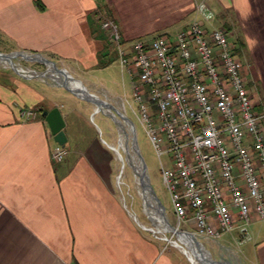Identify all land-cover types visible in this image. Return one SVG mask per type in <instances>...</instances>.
Here are the masks:
<instances>
[{
  "label": "crops",
  "instance_id": "0c3cea01",
  "mask_svg": "<svg viewBox=\"0 0 264 264\" xmlns=\"http://www.w3.org/2000/svg\"><path fill=\"white\" fill-rule=\"evenodd\" d=\"M199 2L215 14L205 29L225 31L236 58L249 60L254 49L264 47V0H0V33L7 39L0 53L50 55L89 92L107 89L102 98L90 93L122 114L125 96L114 90L118 84L101 60L108 45L116 46L100 17H112L127 43L149 35L173 39L188 27ZM256 78L253 83L261 80L264 86V75ZM245 81L255 111L264 116L263 87L262 93ZM38 83L47 89L13 77L0 79V264H192L170 241L161 242L146 230L123 203L110 124L104 134L112 143L101 140L102 146L96 131L89 141L80 136L79 118L89 123V117L99 115L95 106ZM54 107L65 122L68 155L61 163L52 159L57 143L42 116V110ZM21 108L39 109L41 116L24 120ZM249 232L251 240L243 244L236 242L237 232L225 234L221 242L205 240L221 249L238 244L243 248L238 264H264V220L253 216Z\"/></svg>",
  "mask_w": 264,
  "mask_h": 264
},
{
  "label": "built area",
  "instance_id": "2783aa9c",
  "mask_svg": "<svg viewBox=\"0 0 264 264\" xmlns=\"http://www.w3.org/2000/svg\"><path fill=\"white\" fill-rule=\"evenodd\" d=\"M214 18L199 2L173 39L160 35L130 45L114 21L102 29L130 78L134 105H127L158 154L177 228L192 226L197 239L216 241L237 232L243 244L251 240L253 216L264 220V116L255 112L227 33L205 29ZM39 112L21 108L19 116L34 120ZM67 155L58 144L52 151L56 163Z\"/></svg>",
  "mask_w": 264,
  "mask_h": 264
},
{
  "label": "rangeland",
  "instance_id": "374dc122",
  "mask_svg": "<svg viewBox=\"0 0 264 264\" xmlns=\"http://www.w3.org/2000/svg\"><path fill=\"white\" fill-rule=\"evenodd\" d=\"M112 19L113 18L107 14V15H104V17H100L99 21L101 23V26H102L103 22H105L107 20L114 21L116 23V21L112 20ZM206 25H209V24H206ZM216 28H219V27H216ZM161 36H163V35H161ZM164 36H167V35L164 34ZM151 37H152V35H149V37H147V38L143 37L139 40L150 41L151 39H153ZM6 40L7 39H5L4 35L2 33H0V44H2L1 42L6 41ZM133 42L134 41H132V42L130 41V43L129 42L128 43L123 42V44L124 45H130ZM263 48L264 47H257L256 49H254L253 50L254 54L249 56V58H250L249 60H247L245 58L240 60L237 58V60L240 62V65H241V73H242L243 77H245V80H247L248 82L249 81L251 82L253 80L252 77L256 78L257 75H260V74L264 75V53L262 52ZM115 49L116 48H114L112 45L111 46L108 45L104 50V53H103L104 55L101 57V60L105 64V68L107 70L106 72L109 73L110 77L114 81H116L118 84L119 89L116 88L114 90L115 91L118 90L119 94L125 96L123 99V102H122L123 110L125 109L124 110L125 113L122 112V115L124 117H126L132 123V125H131L127 121V124H129L134 131V132L129 131V138H128L129 141L127 140V144L131 148L132 143H133L132 139L135 138V142H136V146H137L139 155L142 158L144 165L146 166V175L149 179V183H150L152 190L155 193L156 197L159 199L161 205L165 209V214H164L165 218L167 219L169 224L174 229H177L178 231H182L181 228H186V225L183 224V225H181V228H177L178 223H177L176 219L172 218V211H173L172 203H171L168 191H167L166 187L164 186V183L162 180L161 163H160V160L158 158V154H157V152L154 148V145L152 144L150 138L148 137L146 130L144 129V126L140 123V121L137 119V117L131 111L130 107L127 105V102H130L132 105H134L132 98H131L132 91H131L130 84H129L130 79L125 72H122L119 60H117V52ZM43 57L47 58L50 62H52L57 67H60L62 64L61 61L55 59L54 57H52L50 55L49 56H43ZM13 62L16 65H19V67L25 71L26 70H29V71L33 70V71H36L38 73H42L47 69V67L44 64H42L38 61H35V60L27 61L25 59H22L20 56L13 58ZM259 70H261L262 73H260ZM79 76H83V75L79 74ZM6 77H13L15 79L21 80V81L26 82L28 84H31L35 87H38L40 90H42L43 88H45V89H47V88H46V85H44V84H40V83L37 84V82H39V80L44 81L49 86H55V87H58L60 89H63L62 87L57 86V84L55 82H53V80L51 81L50 79H48L46 77L36 76L33 78H24L22 75L16 73L11 67H8L5 64H3L2 62H0V79L4 80V79H6ZM95 80L100 82V79L98 77L95 78ZM256 80H257V78H256ZM260 82H261V80H260ZM260 82L257 85L256 84L257 81H255V83H253V81H252V86H256V85L259 86L260 91L262 92L263 90H261V89H262V87L264 89V86H263L262 82L261 83ZM91 90L92 91H90V92H95L96 94H99V96H101V98L103 95L108 93L107 89H105L103 87H96L95 89H91ZM256 114H258V113L256 112ZM39 115L41 116V112L39 113ZM74 115H77V113L75 112ZM79 119L80 120H79V123H77V125H78L77 127L79 129L80 136L84 135L85 138L87 139V141H89L91 139V137H93V134H92L93 131H96L98 133L99 143L102 146H104V145L102 144L101 140H104L106 143L110 142V140L104 134V132H106L108 130V123H109L110 126L112 127L114 133H116L114 141H115V145L118 146L117 140L119 139V137H121L119 127H116L115 122L111 118H109L107 115H104L103 113L99 112V115H96L93 118L89 117V123L83 122V119L81 117ZM261 123H263L262 124V131L264 134V128H263L264 117H263ZM100 129L102 132L100 131ZM121 154L124 156V159L122 161L120 160V158H118L116 153L113 154L115 156L114 162L117 163V165H118L116 176L117 177L119 176L121 178L120 181L118 179V183H117L118 191L120 193L121 199L123 200V203H125L127 209L130 211V214H132V216L135 218L137 217V219L143 225V227H145V229H148L149 227H153V225H152V222L148 219V214L146 213V210H145L144 200H143V197L141 195L142 189H141L140 185L138 184L134 170L128 164L126 152L121 151ZM161 161L164 162L163 163L164 165L170 166V163H166V156H163L161 158ZM123 163H124V165H123ZM129 179H130V181H129ZM122 184H123V186H122ZM124 185H126V186H124ZM127 200H129V201H127ZM146 227H148V228H146ZM188 230H189L188 231L189 233H194V230L191 227ZM152 234L155 237H157L158 240L161 242H165V238H167L171 242L177 240V235L173 232H167V233L163 234V233H157V232L152 231ZM197 240H199L201 242L202 246L208 252L209 257L213 261L220 262V260H221V262H229L231 264H238V260H239L238 255H240V251L242 252V249H243L238 244L235 246L234 249L230 250V248L221 249L219 246H216L213 242H211V241L207 242L205 239L199 238ZM238 240H239V238H238ZM238 240L236 239L237 243H238ZM218 241L221 242L220 240H218ZM168 246L173 247L170 243L168 244ZM173 248L177 249L176 247H173Z\"/></svg>",
  "mask_w": 264,
  "mask_h": 264
},
{
  "label": "bare ground",
  "instance_id": "6f19581e",
  "mask_svg": "<svg viewBox=\"0 0 264 264\" xmlns=\"http://www.w3.org/2000/svg\"><path fill=\"white\" fill-rule=\"evenodd\" d=\"M20 57L22 59H25L28 61H31V60L33 61L36 59L41 60L40 57H34V56H31L28 54H21ZM0 62H2L3 64H5L8 67L13 66L12 63H14V62H11L10 60H6L5 58H0ZM14 68L17 69L19 73H21L22 75L27 76V77L39 75L38 72L33 71V70L32 71H29V70L25 71V70L21 69L19 67V65H16V64H15ZM46 76H48L54 82L59 83V84L62 83L63 81H66L67 85L70 88L74 89L77 92H81L83 94L86 93L84 87L79 82L72 81L69 77H67V74L59 72L53 66H49V72L46 74ZM122 123H123L122 126L119 127L121 137L119 139L118 146L114 145L113 148L116 150V152H117L116 154H117L118 158H120L121 161L124 159V156L121 154V151L126 152L127 161L130 164V166L132 167V169L134 170L138 184L140 185V184L144 183V181H145L144 163L142 161V158L139 155L135 140L132 139L133 143H132L131 148L127 144V140L129 141V139H128L129 138V131L130 132L133 131L132 127L129 124H127L126 120L122 121ZM112 138H115V137H112ZM109 143H112V142H109ZM118 179L120 181L121 178L118 176ZM129 181H130V179H129ZM114 182H115V179H114ZM117 182H118V180H117ZM122 186H123V184H122ZM124 186H126V185H124ZM141 195H142L143 200H144L146 213L148 214V216L152 222V225H153V227H149V228L146 227V228H148L149 230H151L153 232L163 233V234L167 233V232H171L170 227L167 226V224L163 220V217L161 216L160 207L157 205L156 201L153 199V197L149 193V190L147 188H145L144 191H141ZM127 201H129V200H127ZM172 243L181 252H183V254L186 257H188V259L190 260V262L192 264H211V259L209 257V254L206 252L205 248L202 245H199L192 237H187V235H178V241L177 242L173 241Z\"/></svg>",
  "mask_w": 264,
  "mask_h": 264
},
{
  "label": "water",
  "instance_id": "95a60500",
  "mask_svg": "<svg viewBox=\"0 0 264 264\" xmlns=\"http://www.w3.org/2000/svg\"><path fill=\"white\" fill-rule=\"evenodd\" d=\"M21 54H27V53H24V52H14V53H10V54H2V53H0V58H5L6 60H10L11 62H13V58H15L17 56H21ZM28 55H31V54H28ZM31 56L40 57L41 60L36 59L35 61H38V62L44 64L47 67V69L44 72L39 73V75H36V76L46 77V78L50 79L48 76H46V74L49 72V66L55 67V69L58 70L59 72L67 74V77H69L72 81L79 82L84 87L86 93L83 94L81 92L75 91L74 89L70 88L67 85L66 81H63L60 84L55 82L57 84V86L62 87L64 90H66L67 92L71 93L72 95H74L78 99H81V100H84V101L92 103L95 106L96 112H101V113L107 115L109 118H111L115 122L117 127H121L122 126V124H123L122 120L123 121L126 120L132 125V123L126 117H124L120 112H118L110 103H108V102L102 100L101 98H99L98 96L90 93L85 88V86L82 84V82L80 80H77L74 77H72L65 69L57 67L56 65H54L52 62H50L47 58L43 57L42 55H31ZM12 65L13 66H10V67L16 73L22 75L21 73L18 72L17 69L14 68L15 63H12ZM22 76L24 78L36 77V76L27 77V76H24V75H22ZM50 80L52 81V79H50ZM42 116H43V118H44V120H45V122H46V124H47V126H48V128L50 130V132H51V135L53 136L54 141L58 145L65 146V144L67 142V138H66V135H65V132H64L65 122H64V119H63V116L61 114L60 109L58 107H54L50 111H44L42 113ZM134 140H135V138H134ZM111 149L115 153H117L114 148H111ZM123 165H124V163H123ZM144 167H145V169H144L145 170V173H144L145 174V181H144V183L140 184V187H141L142 191H144L145 188H147L149 190V193L153 197V199L156 201L157 205L160 207L161 216L163 217L164 222L167 224V226L170 227L171 232H173V233H175L177 235V240L175 242L178 241V235H187V237H192L199 245H202L201 242L198 241L197 238L192 233L178 231L177 229H174L169 224V222L167 221V219L165 218V215H164L165 214V209L163 208V206L161 205L159 199L156 197L155 193L153 192L152 187H151V185L149 183V179H148V177L146 175V166L144 165ZM148 219L150 220L149 216H148ZM165 240L169 241L167 238ZM172 245H174V244L172 243ZM211 264H227V263L217 262V261H213L211 259Z\"/></svg>",
  "mask_w": 264,
  "mask_h": 264
},
{
  "label": "trees",
  "instance_id": "16d2710c",
  "mask_svg": "<svg viewBox=\"0 0 264 264\" xmlns=\"http://www.w3.org/2000/svg\"><path fill=\"white\" fill-rule=\"evenodd\" d=\"M124 41L122 40V43H123ZM44 111L42 110V113H43Z\"/></svg>",
  "mask_w": 264,
  "mask_h": 264
}]
</instances>
